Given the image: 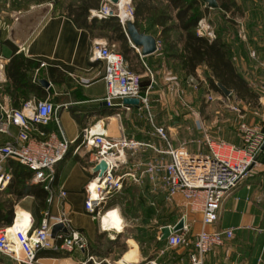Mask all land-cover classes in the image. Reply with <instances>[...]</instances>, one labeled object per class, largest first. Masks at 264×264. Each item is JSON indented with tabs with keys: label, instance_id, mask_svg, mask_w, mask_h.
<instances>
[{
	"label": "crops",
	"instance_id": "1",
	"mask_svg": "<svg viewBox=\"0 0 264 264\" xmlns=\"http://www.w3.org/2000/svg\"><path fill=\"white\" fill-rule=\"evenodd\" d=\"M252 8L257 15V26L264 25V4L255 3ZM51 9L52 6L50 8L44 6L41 14L34 12L28 20L22 17L21 9L17 8L2 21L6 22L4 23L6 27L0 26L1 38L8 40V42H0V103L7 107L19 108L24 100L47 98L55 107L57 122L50 119L47 124L40 127L49 131L56 130L58 126L65 138L73 140L63 157L54 164V178L50 183L51 191H47L43 206H40L38 199L30 193L22 195L13 193L11 191V184L14 182L12 175L9 179L10 184L8 181L0 189V202L4 199L12 202L10 223L14 216L23 221L30 217L31 227H34L38 225L45 210L51 213L63 210L70 224L78 228L89 242H95L96 239L100 242L102 254L95 256L103 259L98 264H140L149 259H155L162 264H191L188 259L191 245L166 247L165 240L158 241L160 239L158 226L173 223L167 220L168 215L163 216L161 211H171L173 206L179 204L183 206V200L179 194L174 196L172 203H164L160 194L149 192V183L146 179L141 183L127 179L123 183L124 186H140L138 197L128 196L116 203L117 208L103 218L102 225L97 217L83 207L82 186L93 171L90 161L91 150L80 146L73 151L78 141L74 142L76 135L82 126L88 125L91 129L101 130L110 136L125 134L137 139L153 141L161 147L164 145L160 142L161 139L152 133L153 122L151 120L149 125L142 107L137 108L133 104L125 110L116 104L106 105L102 102L103 61L99 58H88V49L93 40H107L106 37L97 34L95 29L89 31L84 27H77L64 12L51 11ZM147 33L158 40L156 36L158 29L154 33L148 31ZM158 47L151 53L140 55L144 66H147L148 60L154 61L158 56ZM136 48L135 50L138 51ZM17 53L39 60L38 66L31 71V81L36 75L35 79L43 88L40 94H36L28 87L18 88L16 91L12 89L13 84L6 77L3 66L9 57ZM41 60L44 61L42 65H40ZM164 63V60H160L157 65L152 64L150 68L147 66L153 77L147 93L155 91V88L159 86V77L162 76L160 72L163 75L172 73V69L165 70L161 67ZM173 76L175 75H169L168 80L165 81L167 86ZM41 77L48 80L46 86L39 81ZM116 112L119 114L116 115ZM15 131L16 126L13 124L9 125L7 133L0 131V143L9 139ZM30 134L36 135V131L32 129ZM137 154L146 157L151 154V150L146 149ZM132 159L133 156L128 155L119 169L129 167ZM7 162L8 160L5 163ZM25 181L37 183L31 181L30 176L26 177ZM245 181L249 183V188L243 186L245 189L243 197L234 196V205L229 209L230 214L226 219H221L223 202L213 224L216 228L232 227L231 238L205 252L202 264H264L263 160H257ZM59 187L65 190V194L61 197L57 195ZM50 194L51 199L48 201L46 198ZM149 198H154V205L149 204ZM147 205L151 206L152 211L147 212ZM198 217L196 213L188 217L189 240L194 238L199 227ZM9 224L0 222V226ZM43 248L47 249V252L37 257L41 260V264H80L88 253L87 247L85 250L71 251L59 248L58 252L66 251V255L62 256L52 253L55 251L53 247ZM0 257V264H19L5 254L0 253Z\"/></svg>",
	"mask_w": 264,
	"mask_h": 264
},
{
	"label": "built area",
	"instance_id": "2",
	"mask_svg": "<svg viewBox=\"0 0 264 264\" xmlns=\"http://www.w3.org/2000/svg\"><path fill=\"white\" fill-rule=\"evenodd\" d=\"M109 2V0H99L98 6L89 8V15L98 18L108 15L118 17ZM204 5H207L205 1ZM128 10L131 16L132 9ZM118 20L122 23L119 17ZM195 32L208 39L214 37V32L204 16L197 19ZM156 45L159 46L158 40ZM88 52V58H99L103 61L101 78L104 82V95L102 99L106 105L116 104L128 110L133 104L122 102V98L130 96L137 97V108L147 109V90L153 82L151 70L147 66L145 69L149 82L141 90L139 74L127 67L114 41L93 40ZM42 64H44L43 60L40 61V65ZM188 75L190 78L193 76ZM175 92L178 96L182 92V88L177 84ZM220 93L215 98L220 99L225 108L236 112L240 117L236 126L240 141L235 144L220 137L212 138L204 131L202 143H205L208 150L205 153L189 150L185 140L173 145L163 127L155 124H152V133L163 140L162 147L150 140L137 139L125 134L110 136L101 130H93L88 125L82 126L76 135L78 141L73 151L80 146H85L91 150V166L100 160L105 162V168L101 174L94 171L82 186L85 210L97 217L100 222L102 214L112 207L104 208L108 197L113 192L119 191L127 179L136 183L146 179L149 183V192L160 194L164 203H172L174 196L179 194L184 208L178 216L182 219V224L178 229L172 230L174 222L166 223L169 233L164 238L165 246L191 245L192 249L188 252L189 262L202 264L205 252L225 243L232 236V227L213 226L222 199L229 195L240 181L246 180L252 167L257 163L258 153L260 151L264 153V145L262 146L264 104L253 108L252 114L256 117V121L252 123L244 120V113L240 112V108L243 107L240 105L243 104L242 98L231 89L228 93ZM179 98L184 103V99ZM207 99L211 100L214 97L208 93ZM148 118L151 120L149 113ZM50 119L57 122L55 107L47 98L24 100L19 108L7 107L0 103V131L7 133L10 124L16 126L15 133L0 143V189L11 177L10 166L6 167L5 162L12 159L30 169L31 181L39 182L43 188L51 191L50 183L54 178V164L63 157L73 140L65 138L58 126L56 130H43L40 126L47 124ZM32 129L36 131V135L30 134ZM146 149L151 150L150 155L142 157L137 154ZM128 155L133 156L129 167L120 170ZM244 186L248 189L249 183L244 181ZM64 194L65 190L59 187L57 195L61 197ZM50 199L51 194L46 200ZM149 204H155L154 198H149ZM115 207L117 208L116 205ZM189 212L199 216V227L192 240H189L187 236ZM56 222H60L66 231L58 229L51 237L50 229ZM162 225L158 226L159 229ZM43 247L67 251L85 250L87 238L78 228L70 224L63 210L56 213L45 210L38 225L34 227H31L30 217L23 221L16 216L9 225L0 226V253L13 258L19 264H41L35 257V251ZM102 259L87 253L80 264H98ZM140 264L162 263L149 259Z\"/></svg>",
	"mask_w": 264,
	"mask_h": 264
},
{
	"label": "trees",
	"instance_id": "3",
	"mask_svg": "<svg viewBox=\"0 0 264 264\" xmlns=\"http://www.w3.org/2000/svg\"><path fill=\"white\" fill-rule=\"evenodd\" d=\"M52 1L56 4L57 0ZM131 1L133 5V23L136 28L140 31L153 33L158 29V33L156 34L160 43L157 50L158 56L154 61L148 60L146 64L149 68L152 64L157 65L160 60H164L172 70L178 69L182 74L188 75L194 74L195 68L203 65L207 71L205 78L210 88L222 92L216 84L219 82L231 89L240 98L255 100L256 93L248 86L244 75L235 67L231 52L229 51L230 49L227 46V42L224 41L222 34L217 31L213 38L208 39L195 32L196 21L204 14L203 9L207 7V5H204V0ZM216 2L217 5L213 7H218L223 12H229L230 16L239 9V4L236 0H216ZM98 4L99 0H68L62 6L60 12H64L69 16L77 27H84L89 31L95 29L96 32H100L99 35L105 36L108 41H117L118 45L116 48L125 59L127 67L129 62V69L133 71L138 70L144 74L139 79L140 88L143 90L149 82V76L147 72L145 73V66L141 61L140 54L130 44L125 34L124 24L115 15L101 18L89 15V8L96 7ZM25 5V3L20 2L17 8L24 7ZM143 25L145 26L143 27ZM101 31L103 32L101 33ZM0 42H8V40L0 36ZM38 64L39 60L23 56L22 53L9 57L3 68L6 77L13 84L12 89L16 91L18 88L28 87L29 89H33L36 94H40L43 88L35 79L36 75L33 81H31V71ZM76 140L78 139L76 138L74 142ZM258 159L264 161V153L262 151L258 153ZM7 166H10L11 175L14 178V182L11 184V191L16 195L30 193L38 199L40 206H43L47 190L39 182L29 183L25 181L26 177L30 176V169L12 159L8 160ZM10 181L8 184H10ZM127 186L123 185L119 191L113 192L108 197L104 208L115 206L116 203L122 201L126 197L124 194L128 193L126 192ZM146 207L147 212L152 211L150 205ZM11 218L12 202L4 199L0 202V222L9 224ZM170 221L174 222L175 218ZM162 240L164 239H158V241ZM54 250L52 253L55 255H66V251L63 253L58 252L59 248H54ZM87 251L94 255L102 254L103 250L100 248L98 239L95 242L87 240ZM44 252H47V249L38 248L35 251V257L41 256Z\"/></svg>",
	"mask_w": 264,
	"mask_h": 264
},
{
	"label": "rangeland",
	"instance_id": "4",
	"mask_svg": "<svg viewBox=\"0 0 264 264\" xmlns=\"http://www.w3.org/2000/svg\"><path fill=\"white\" fill-rule=\"evenodd\" d=\"M236 1L239 4V9L231 16L229 12H223L220 8L212 6L203 9L204 14L202 16L212 28L214 36L217 31L222 34L230 49L235 67L244 75L248 86L256 93L255 100L242 98L243 104H240L243 105L240 108V112L244 113L243 119L254 123L256 117L252 114L253 108L264 104V25L257 26V15L252 7L255 3L264 4V0ZM20 2L26 4L24 7H20L21 13H23L22 17L30 20L34 12L41 14L44 11V6L48 8L52 6L51 11L60 12L62 6L68 0H57L56 4L52 0H0V26L6 27L4 25L6 22L2 21L9 16V13H13V10L17 9ZM109 4L113 8L112 2H109ZM29 6L32 7L28 8ZM127 7L133 9L131 0ZM30 10L32 12H29ZM131 14L133 16V13ZM115 42L117 46L118 42ZM251 51H253V54H251ZM128 67L130 68L129 62ZM161 67L165 70H168V68L171 70L166 62ZM171 71V74L175 76L170 77L168 86L165 81L168 80L167 78L171 74L168 72V74L163 75L160 72L159 74L162 76L159 77V86L155 88V91L147 93V109L143 108V111L147 116L149 125H151L152 120L153 124L162 126L173 145L185 140L187 148L193 152H208L205 143H202L204 131L209 137H220L238 144L240 138L236 126L240 117L236 112L225 108L220 99L215 98L221 93L208 86L205 78L206 68L203 65L197 66L192 78L189 75L182 74L178 69ZM135 72L139 74V79L140 76L144 75L138 70ZM176 84L182 88L180 96L175 92ZM208 93H211L214 99H207ZM179 97L184 99V103L181 102ZM148 113L151 120L148 118ZM160 142L164 145L162 139ZM244 181H240L230 194L222 199L220 208L224 203L221 219H226L230 214L229 209L234 205V196L243 197L245 191L243 189ZM126 192H128L124 194L126 197H138L140 186L128 185ZM182 209V204H179L173 206L170 209L171 211H161V214L163 216L168 215L167 220H173L179 216ZM192 215L191 212L188 213V217Z\"/></svg>",
	"mask_w": 264,
	"mask_h": 264
},
{
	"label": "water",
	"instance_id": "5",
	"mask_svg": "<svg viewBox=\"0 0 264 264\" xmlns=\"http://www.w3.org/2000/svg\"><path fill=\"white\" fill-rule=\"evenodd\" d=\"M109 1L114 2L116 0H109ZM204 1L206 2V4L208 6L213 7V6L217 5L216 0H204ZM123 24H124L125 34H126L127 38L129 39L130 44L132 46H135L138 48V53L140 55H145V54L151 53L154 50H156V48H157L156 38L150 33L138 30L133 23L132 15L129 18L125 19ZM39 81L44 86H46L48 84V80L44 77L43 78L41 77L39 79ZM216 84L222 92L228 93L230 91V89L227 88L226 86H224L223 84H221L219 82H217ZM102 102L105 103L104 100H102ZM122 102L132 103L134 105H137L138 99H137V97L125 96L122 98ZM263 145H264V142H263L262 146ZM104 168H105V162H104V160H100L91 167V170L93 172L97 171L98 174H101V172L104 170ZM181 224H182V219L178 218L174 222L171 229L176 230L181 226ZM58 229H62L64 231H66V228L60 222H56V223H53L51 226L50 236L52 237L54 235L55 231ZM168 233H169L168 226L166 224L162 225L160 227L159 238L164 239L168 235Z\"/></svg>",
	"mask_w": 264,
	"mask_h": 264
},
{
	"label": "bare ground",
	"instance_id": "6",
	"mask_svg": "<svg viewBox=\"0 0 264 264\" xmlns=\"http://www.w3.org/2000/svg\"><path fill=\"white\" fill-rule=\"evenodd\" d=\"M130 0H116L112 2L113 5V12L118 15V17L122 20V23L124 22L125 19L130 17V13L128 10V4ZM130 6V5H129ZM116 209L115 206L110 207L106 213H103L102 216L100 217V224L102 225L101 221L105 216L109 214L111 210ZM13 247L15 248L14 244ZM16 249V248H15ZM17 251V250H16Z\"/></svg>",
	"mask_w": 264,
	"mask_h": 264
}]
</instances>
